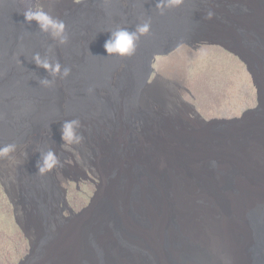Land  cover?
Segmentation results:
<instances>
[{"label":"water","instance_id":"95a60500","mask_svg":"<svg viewBox=\"0 0 264 264\" xmlns=\"http://www.w3.org/2000/svg\"><path fill=\"white\" fill-rule=\"evenodd\" d=\"M93 2L103 15L100 16L97 12L95 21L91 22L89 27L79 15L67 22L69 39L65 45L48 39L49 33L29 26L22 17L17 20V15L15 17L0 15V25L6 26V31L0 35V147L22 143L26 139L24 136L33 133V128L49 125L53 117L62 121L72 117L86 123L93 120L94 123L89 128L92 135L98 134L99 125L105 124L109 129L115 128L112 137L110 133L112 131L109 133L103 131L104 137L111 141L109 147L115 149L113 143L116 144V140L119 139V132L124 133L120 129L121 126H130L136 121L149 127L155 121L153 114H148L145 108H150L154 103L147 99L154 86L152 74L156 58L169 54L181 44H188L194 37L218 39L220 22L226 21L232 13L242 23L241 28L233 35L235 40L233 45H242L250 54L237 51L231 44L226 45L225 49L245 65L256 91V106L243 113V116L250 115L248 120L251 127L246 136L239 143L230 140L236 141L232 148L222 147L219 154L214 152L211 158L209 157L213 161L209 166H204L201 157L191 159L190 151L193 144H199L201 148L204 145L212 146H207L203 138L201 139L202 135L197 134H189L190 136L181 141L178 147L175 146L172 152L168 146L165 148L161 145L160 149L154 150L156 158L152 152L145 150L140 141L135 144L137 154L134 158L130 153L120 152L119 155H127V161L122 170L112 168V176H118L120 186L125 181L133 183L128 193L131 201L139 197L142 193L141 186L144 187V200L152 206L156 223L148 226L149 218L136 214L133 208H128L126 212L134 222L152 231V240L146 243L140 239L139 244L131 242L129 232L121 227L112 201L106 197L107 190L104 196L107 202L101 200L98 201L100 204L94 205L95 210L100 209L96 213L100 212L101 217L99 215V222L98 220L95 222L101 223L99 229L86 243L84 247L86 252L80 253L89 257L94 252L97 256L105 254L119 263L130 258H135L132 260L139 262L142 260V254L151 251L155 264H159L157 261L159 256L164 264H172L175 260L178 264H207L209 261V254L205 251L207 248L194 240H191V245L188 243L187 245L186 241L183 245L180 238L182 233L175 228V221L182 220V207L192 208L191 214L195 217L196 213H201V208L196 203L191 207V201L201 194L202 197L205 196L202 202L206 203L210 202V197H216L215 203H219V209L227 207L230 202L242 211L250 209L247 213L241 212V227L252 234V238L250 237L252 250L248 264H264V204L256 201L264 199V193L261 194L264 190V4H259L258 10L262 17L258 18L251 7L242 4V0H183L179 6L165 8L163 11L157 8L158 0H93ZM211 8L214 10L211 11ZM220 10L226 13L221 15ZM207 11L213 14L211 18ZM144 21L150 22V31L140 37L133 55L121 58L107 54L104 44L111 36L110 31L116 28L134 31L136 26ZM250 22L253 23L252 27L243 28L244 23ZM197 31L200 33L195 35ZM81 37L85 41L83 47L76 42V39ZM214 43H217V40ZM36 53H40L42 58L47 55L51 61H59L62 66L71 68V74L67 78H61L59 83L57 77L51 87L42 86L41 79L52 77L32 62V56ZM58 93L61 94L60 99L54 100ZM182 104L186 105L191 114L200 121L193 105L185 101H182ZM202 121L205 125L208 124ZM239 135V132H233L230 138L236 139ZM192 136L194 140H191ZM95 137L96 141L97 136ZM42 147H35L33 151L30 167L34 170L30 172V177L32 174V188L39 186L44 192L58 193L50 205L46 199L47 201L40 207L45 219L43 232L46 238H49L50 229L48 230L49 225H46L48 217H51V214L53 217H61L65 210L70 213L72 211L65 197L66 188L62 184H67V179L69 181L74 179L64 174L59 176L56 173L58 167L47 175H38L36 165L41 152L44 151ZM99 147L97 144L98 151ZM131 148L130 146L129 151ZM154 158L155 160H152ZM153 164L156 166H152ZM162 166L165 168L159 169ZM189 168H193V172ZM89 174L92 175L90 171ZM89 179L83 172L81 180ZM114 180L116 179L112 178V181ZM6 181L0 180V185L13 207L15 223L25 233L17 201L15 202ZM74 182L77 183L78 180ZM244 190L253 192L250 200H242L241 192ZM35 191L34 189L33 192ZM86 210L77 215H82L87 212ZM114 219L119 220V227H115L118 234L116 236L109 231ZM164 230H167L164 232L165 237L161 235ZM104 232L109 233L105 246L96 242V238ZM185 235L190 238L189 234ZM161 238L170 242L167 249L172 247V257L166 256L168 260L162 252L154 254L157 247H160L156 246V242L158 245L157 240ZM86 255L80 264H87ZM222 264L231 263L224 261Z\"/></svg>","mask_w":264,"mask_h":264},{"label":"rangeland","instance_id":"374dc122","mask_svg":"<svg viewBox=\"0 0 264 264\" xmlns=\"http://www.w3.org/2000/svg\"><path fill=\"white\" fill-rule=\"evenodd\" d=\"M0 3L4 6V8L0 6V12L3 13L1 15L7 14L9 17L17 15V20L22 17L18 10L24 9L26 12L40 8L49 15L63 20L65 24L79 15L89 27L91 22L95 21L98 15L97 12L100 16L103 15L96 8L93 0H0ZM242 4L248 8L251 7L258 18L262 17L258 7L259 4H264V0H242ZM210 10L214 9L211 8ZM220 11L221 15L226 13L224 10ZM207 13H210V11H207ZM239 21L237 16H233L231 13L226 21L220 22V26L218 25V39L205 37L195 39L194 37L188 44H181L169 54L156 58L153 63L152 75L154 86L148 94L149 99H147L154 103L150 108H145L148 114H153L152 117H155V121L149 127H147V124L136 121L132 122L130 126H121L120 129L124 133L120 134L119 132V139L116 140V144L113 143L115 149L109 147L111 141L109 138L104 137L103 132L109 133L112 131L110 132L112 137L115 128L109 129L105 124L99 125L98 134L92 135L89 128L94 121L89 120V123L80 122L81 127L78 131L83 135V142L80 145L73 146L74 151H66L62 147L63 141L61 140L62 124L60 123L62 120L53 117L49 125L38 129L35 127L33 133L24 136V138L26 137L25 141L16 145V151L11 158L0 159V180H7L6 182L15 198V202L17 201V208L23 222L21 224L25 229L24 233L15 223L13 207L0 185V264H36L39 257L45 254L46 247H53L54 250H57L55 252L56 259L53 257L54 255L52 256L54 260L51 259L55 264H65L63 263L65 259L67 260L66 264L70 262L74 264L82 263L86 254L80 252H86L84 250L86 243L89 242L90 236L93 237L92 234L98 231L101 224L98 223L101 214L100 212L96 213L100 209L95 210L94 205H98L100 204L98 201L104 200L105 191L107 190L106 197L112 201L118 219L121 216H119L116 208L122 205V201H128L138 209H150L148 204L144 203L143 198L145 195L142 196L143 200L137 198V201H130L128 199V193L133 184L131 181H125L120 186L118 176H112V168L122 170L121 168L127 161L126 153L134 155L133 158L136 156L135 144L138 141L142 143L146 151L152 152L155 157L154 150L160 149L161 145L165 148L168 146V149L172 152L175 146L178 147L181 141L190 136L189 134L202 135L201 139L203 138L205 144L212 146L206 147L204 145L201 148L199 144H193L190 151L191 159L195 160L196 157H201L204 166H209L213 162L210 158L214 152L219 154V149L222 147L232 148L236 141L239 143L246 136V132L251 127L248 120L250 115L243 116V113L256 106V91L245 65L225 49L226 45L235 43L233 35L236 30L241 28L242 24ZM28 24L39 28L35 21ZM252 26V22L243 24L245 29ZM5 31V24L0 25V35ZM198 33L200 32L197 31L195 35ZM203 33L206 32L203 31ZM48 39L53 40L50 35H48ZM216 40L217 43H214ZM76 42L82 44V47L85 45L82 37L76 39ZM233 47L237 48L236 50L239 52L249 53L240 44H235ZM60 81L61 78H58L57 83ZM60 96L61 94L58 93L54 100L60 99ZM182 101L195 107L200 121L191 114L188 107L182 104ZM73 119L69 117L65 120ZM202 120L208 124L205 125ZM213 120L215 121L211 123ZM232 120L236 121L232 122ZM222 121H225V123H222ZM38 132H42V134H38ZM233 132H239V138L231 139ZM95 136H97L96 141ZM191 140H194L193 136ZM97 144L100 146V151L96 149ZM130 146L132 148L129 151ZM138 146L141 148L140 145ZM35 147H42L44 151L53 150L62 165L56 169V173L59 176L64 174L68 178L78 180L75 183L74 180L69 181L67 179V184H62L66 188L65 197L72 211L70 213L65 210L61 217H53L49 213L51 217H48L49 221L46 223L47 226L49 225L48 230L50 229L49 238H46L45 232H43L45 219L40 207L47 200L50 205L57 198L58 193L56 191L44 192L42 187L39 186L32 188V174L30 177V172H33L34 168L31 170L30 165ZM120 152L125 154L119 155ZM155 158L152 160H155ZM152 166L156 165L153 164ZM161 168L165 167H159V169ZM190 169L193 172V168ZM36 171H38L37 168ZM89 171L92 175L89 174ZM83 172L89 176V180H81ZM35 177L39 178L38 175H35ZM112 178L116 180L112 181ZM115 185L117 186L115 187ZM34 189L35 192H33ZM247 190L241 192L243 201L250 200L254 195L252 191ZM245 191L247 193L244 196ZM263 193L264 190L261 194ZM203 197L205 196L203 195ZM203 197L198 194L197 198L194 199L195 202L191 201V207H194L196 203L201 208L200 212L202 214L196 213L195 217L191 214L192 208L182 207L183 222L182 220L175 221V228L182 233L180 238L183 245L185 241L186 244L191 245V240L203 246L212 244L215 247L213 249L216 254H213V258L216 260L223 256L222 253L224 255L229 253V255H235L234 257L243 264H248L252 250L250 244L252 234L247 229H242L241 212L244 214L249 212L250 209L242 211L231 202L229 205L227 204V207L219 209V203L216 202L217 205H215L216 197H210L209 203L202 202ZM104 202L106 203L107 200L105 199ZM115 203H118V205L115 206ZM84 209H87V212L80 216L77 215ZM150 212H152L151 209ZM137 213L138 210H136ZM99 215L100 217H98ZM125 217L131 218L127 214ZM118 219H114V223L109 228L113 236L118 235L115 228L119 225L120 219ZM97 220L98 225L95 224ZM154 223H156V220ZM126 230L131 232L128 229ZM145 230L139 227V234L134 233L132 237L137 236L139 239L144 238L145 240L149 238L151 241L152 231ZM147 231L149 233L145 235ZM164 232H167V230L161 232L163 237H165ZM108 234V232L100 234L96 238V242L98 239L97 243L105 246L104 243L109 238ZM185 234H191L190 240ZM157 241L158 245L156 242V246L160 247H157L156 250L154 245V250H156L154 254L162 252V255L168 260L166 256L170 255L172 257V247L167 249L170 242L162 238ZM132 242H134V239H132ZM134 243L137 244L138 242ZM200 244L196 245L200 246ZM206 248L210 249L209 246H206ZM217 248L219 249L217 250ZM205 251L211 252V250ZM151 255V251H148L141 255L142 260L139 262L132 260L135 258H130L126 261L121 260L119 263L114 262L112 258L105 254L97 256L94 252L92 256H86L89 258L90 264H155V260ZM161 259L160 256L157 257L158 263L164 264ZM221 261L228 260L222 259ZM228 262L230 263V260ZM172 264H178V262L175 260Z\"/></svg>","mask_w":264,"mask_h":264},{"label":"clouds","instance_id":"9594fccd","mask_svg":"<svg viewBox=\"0 0 264 264\" xmlns=\"http://www.w3.org/2000/svg\"><path fill=\"white\" fill-rule=\"evenodd\" d=\"M183 0H158L157 8L163 11L165 8L179 6ZM17 9V8H16ZM21 13L24 21L31 23L35 21L42 32H47L59 45L68 43V34L66 24L63 20L49 15L44 10L37 8L36 10L24 11L18 10ZM209 18L212 17L210 12ZM150 22L144 21L136 26L134 31H129L126 28H116L110 31L111 36L105 42L104 48L109 56H118L121 58L129 57L135 53L136 45L141 36L147 35L150 31ZM32 62L39 68L44 69L52 79L44 78L40 80V84L44 87H51L55 83V79L67 78L71 74V68L62 66L59 61H51L47 55L43 58L40 53L32 56ZM153 75V74H152ZM152 79L153 76H152ZM81 127L80 121L65 120L61 127L62 147L66 151H74L75 145H80L83 142V135L78 131ZM16 151L15 144H7L0 147V159L11 158ZM14 162V161H13ZM71 163V161H69ZM62 166L57 154L49 149L41 152L40 160L37 162L38 175L44 176L51 173L57 167Z\"/></svg>","mask_w":264,"mask_h":264},{"label":"bare ground","instance_id":"6f19581e","mask_svg":"<svg viewBox=\"0 0 264 264\" xmlns=\"http://www.w3.org/2000/svg\"><path fill=\"white\" fill-rule=\"evenodd\" d=\"M0 6H2V8H4V6L2 5V3H0ZM8 13V12H7ZM1 14H3L2 12H0V15ZM52 38V37H51ZM128 185V184H127ZM142 187L143 186H141V194L139 195V197H138V199H141V200H143L144 198L142 197V196H144L145 194H144V187H143V189H142ZM128 189V188H127ZM123 193V192H122ZM120 194V193H119ZM143 198V199H142ZM129 199V198H128ZM122 200V199H121ZM131 201V200H130ZM137 201V200H136ZM258 203H260V204H264V199H262V200H256ZM145 203V202H144ZM116 205L115 206H117L118 205V203H115ZM128 206H127V205ZM149 206V208L151 209V207L152 206H150V205H148ZM128 207H130V208H133V209H135V210H138V215H140V216H142V217H146V218H149V220H148V226H150L151 224H153L154 222H155V218L153 217V213L152 212H150V209H147V210H143L142 208L141 209H138L136 206H134L132 203H129L128 201H122V205L120 206L119 205V207L117 206V212H118V214H119V216H121V217H119V219H120V224H121V227L124 229V230H126V229H128V230H130L131 232H129V234H130V236H131V242H132V239H134V242H139V238L137 237V236H134V237H132V235L135 233L136 235L137 234H139V227L140 228H142L143 230H145L146 228L145 227H142V226H140L139 224H137L136 222H134L131 218H129V217H125L126 216V214H125V211L128 209ZM140 207V206H139ZM151 211H152V209H151ZM146 231V230H145ZM148 231H150V230H148ZM146 232V234L145 235H147V233H149V232ZM128 232V231H127ZM33 233V232H32ZM35 236V235H34ZM136 238H138V239H136ZM141 240H144L145 242H150V239L148 238L147 240H145L144 238H141ZM97 242H98V239H97ZM99 243L100 244H102V242L101 241H99ZM137 244H139V243H137ZM206 246H209V248L210 249H206V250H211V252H207L208 254H209V256H208V258H209V261L207 262V264H222V263H224V261H221L222 259H227L228 261L230 260V263L231 264H243L239 259H236L234 256L235 255H233V254H231V255H229V253H228V255L226 254V255H224V253H222V259H219V260H216L215 258H213L214 257V255L213 254H215V251H214V249H213V247H211L210 245H206ZM205 245H204V247H206ZM52 251H54L53 253H52ZM57 250H54V248L52 247H46V249H45V254H43V255H41L40 257H39V261H37L38 263H36V264H55V263H53V261H51V259H53L54 260V258H52V256L53 257H55V259H56V252ZM43 252V253H44ZM225 252V251H224ZM218 253H219V251H218ZM77 254V253H76ZM221 254V253H220ZM216 255V254H215ZM83 256V255H82ZM152 256V255H151ZM218 256V255H217ZM59 257V256H58ZM72 258V257H71ZM93 258V257H92ZM229 258V259H228ZM86 260V262H87V264H90V262H89V258H87V259H85ZM108 260V259H107ZM66 259L65 260H63V263H65L66 264ZM70 261V260H69ZM227 261V262H228ZM107 262V261H106ZM68 264H74V263H72V262H70V263H68Z\"/></svg>","mask_w":264,"mask_h":264}]
</instances>
